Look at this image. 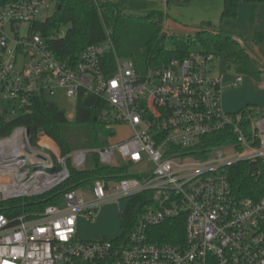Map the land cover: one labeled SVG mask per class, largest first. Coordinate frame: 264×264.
Wrapping results in <instances>:
<instances>
[{
  "label": "built area",
  "instance_id": "built-area-1",
  "mask_svg": "<svg viewBox=\"0 0 264 264\" xmlns=\"http://www.w3.org/2000/svg\"><path fill=\"white\" fill-rule=\"evenodd\" d=\"M150 1L163 7L165 21L173 5L187 0ZM52 4L0 0V116L9 120L29 113L37 97L49 99L64 89L76 102L81 92L102 99L110 111L100 119L128 126L133 134L63 155L52 139L56 149L41 140L36 146L26 127L16 128L0 138V204L59 190L71 180L70 164L85 170L93 155L105 166L130 163L145 169L139 177L98 179L65 191L33 217L0 214V264H264V194L257 201L240 198L228 176L231 166L243 162L255 177L264 178V110L224 109L220 56L196 50L141 74L132 60L116 55L111 71L103 60L114 49L109 37L70 66L34 30ZM25 51L27 62L19 69ZM242 81L241 76L232 80L230 89ZM221 135L234 141L201 147ZM141 196L145 202L136 207L130 233L115 240L79 239L82 219L94 222L103 207L122 200L129 206ZM180 218L185 223L182 243L153 242L154 228Z\"/></svg>",
  "mask_w": 264,
  "mask_h": 264
},
{
  "label": "trees",
  "instance_id": "trees-1",
  "mask_svg": "<svg viewBox=\"0 0 264 264\" xmlns=\"http://www.w3.org/2000/svg\"><path fill=\"white\" fill-rule=\"evenodd\" d=\"M56 11L44 22H38L34 30L42 33L52 53L70 66L78 64L82 53L90 46L105 43L109 37L113 42L103 60L111 71L114 70L115 56L132 60L138 73L146 74L151 69L167 66L173 59H184L194 49L222 55L227 66L241 75L252 77L258 82L264 80V71L254 63L252 57L236 37L241 35L228 31L223 27L224 21L237 19L239 16V0H224L219 26L205 22L194 35L187 38L175 37L174 49H169L164 37V17L160 11L154 10L145 15L132 13L123 6L120 0H53ZM67 27L63 36H58L62 28ZM253 41L262 44L264 34L254 31ZM249 111L259 110L249 107ZM110 111L109 105L94 95L80 93L77 101L76 115L71 121L67 114L46 97H37L29 113H22L12 119L0 116V138L9 136L16 128L26 127L31 140L37 146L40 138L56 149L59 146L63 155L77 149L102 147L113 143L114 129L117 124L102 121L100 116ZM234 139L224 135L215 136L201 147L212 149ZM202 156L204 154H201ZM92 165L85 170H77L71 166V180L59 190L36 197L13 199L0 204V214L14 217L27 214L31 217L42 213L48 206L56 203L65 191L94 184L98 179L122 180L137 177L130 174V163L119 167L102 165L96 155ZM228 176L235 194L240 198L254 201L264 194V178H257L252 168L243 162L233 165ZM144 196L132 199L126 214L122 216L125 234L130 233L138 218L136 207L144 203ZM153 242L178 244L184 241V219L166 222L154 228ZM156 239V240H155Z\"/></svg>",
  "mask_w": 264,
  "mask_h": 264
},
{
  "label": "rangeland",
  "instance_id": "rangeland-1",
  "mask_svg": "<svg viewBox=\"0 0 264 264\" xmlns=\"http://www.w3.org/2000/svg\"><path fill=\"white\" fill-rule=\"evenodd\" d=\"M121 4L129 9L130 12L137 15H145L151 11H162L163 7L158 3L150 0H120ZM224 8V0H187L184 3L173 5L169 10V17L164 21V32L167 34L165 44L169 49L175 47V37L187 38L189 35H194L199 27L205 22H211L215 26L221 23V14ZM56 11V4H52L49 10H44L40 15V22L46 21L53 16ZM67 31V27L62 28L59 32L63 36ZM24 31L22 35H25ZM239 40V37L237 38ZM244 40V41H243ZM242 42H247L242 39ZM241 43V42H240ZM242 45L245 43H241ZM244 47V45H243ZM193 51H196L195 49ZM24 53L19 55V62L17 64L19 69H23L27 58ZM222 67L217 71L224 76V91L223 100H225L224 109L236 113L242 110H248L249 107H255L257 110H264V80L258 82L250 76L241 75L235 69L227 66L225 59L219 55ZM243 77V81L234 89H230L229 83L237 77ZM49 100L55 103L59 109L64 111L68 118L75 117L77 102L73 98H69L64 89H58L56 94L49 97ZM115 135L113 142H120L127 140L133 134V131L128 126H118L114 129ZM44 138V137H43ZM42 141V138L40 139ZM224 154L231 155L232 151L224 150ZM216 156V153H215ZM214 156V157H215ZM93 158L89 157V165H92ZM145 169L144 166H131L130 174L141 176V171ZM63 199L60 198L59 204ZM128 200H122L118 204H110L98 213L94 222H88L84 219L80 221L78 227V237L82 240H115L120 238L126 227L122 224V213L127 209Z\"/></svg>",
  "mask_w": 264,
  "mask_h": 264
},
{
  "label": "crops",
  "instance_id": "crops-1",
  "mask_svg": "<svg viewBox=\"0 0 264 264\" xmlns=\"http://www.w3.org/2000/svg\"><path fill=\"white\" fill-rule=\"evenodd\" d=\"M252 20H254V31L264 34V0H239L238 18L224 21L223 27L241 35L240 42L245 43L244 48L255 65L264 71V40L260 45L254 43ZM242 39H246L247 42H242Z\"/></svg>",
  "mask_w": 264,
  "mask_h": 264
},
{
  "label": "bare ground",
  "instance_id": "bare-ground-1",
  "mask_svg": "<svg viewBox=\"0 0 264 264\" xmlns=\"http://www.w3.org/2000/svg\"><path fill=\"white\" fill-rule=\"evenodd\" d=\"M41 144L44 145V146H47V147L53 148V146H51L49 143L43 142V143H41ZM53 149H54V148H53Z\"/></svg>",
  "mask_w": 264,
  "mask_h": 264
},
{
  "label": "water",
  "instance_id": "water-1",
  "mask_svg": "<svg viewBox=\"0 0 264 264\" xmlns=\"http://www.w3.org/2000/svg\"><path fill=\"white\" fill-rule=\"evenodd\" d=\"M165 36H166V33L164 34V37H165ZM41 158H43V157H41ZM43 160L46 161V159H44V158H43Z\"/></svg>",
  "mask_w": 264,
  "mask_h": 264
}]
</instances>
